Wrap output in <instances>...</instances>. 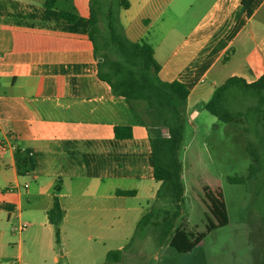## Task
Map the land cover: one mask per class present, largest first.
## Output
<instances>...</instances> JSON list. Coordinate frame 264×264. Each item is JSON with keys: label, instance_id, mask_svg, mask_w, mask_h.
Here are the masks:
<instances>
[{"label": "crops", "instance_id": "1", "mask_svg": "<svg viewBox=\"0 0 264 264\" xmlns=\"http://www.w3.org/2000/svg\"><path fill=\"white\" fill-rule=\"evenodd\" d=\"M121 1L129 3L120 13L127 37L153 47L162 81L189 89V124L230 78L264 75V0L250 17L244 0ZM45 3L0 0V141L17 147L0 149V264H113L107 255L117 250L123 264L160 188L151 137L170 128L150 127L100 80L90 0ZM116 128L133 137L117 139ZM56 195L65 212L60 244L49 220Z\"/></svg>", "mask_w": 264, "mask_h": 264}, {"label": "trees", "instance_id": "2", "mask_svg": "<svg viewBox=\"0 0 264 264\" xmlns=\"http://www.w3.org/2000/svg\"><path fill=\"white\" fill-rule=\"evenodd\" d=\"M255 0H244L248 16L252 15V5ZM56 0H46L48 9L54 8ZM129 8L128 2L121 0H90L89 35L94 45L95 58L98 61L100 80L110 85L115 96L123 97L132 111L141 117L142 110H147L148 103H158L160 106H171L178 115L179 125L170 128L169 136L151 137L152 164L154 178L160 183L156 194V204L168 201L176 211L172 219H164L159 223L160 211L152 208L141 220L138 232L151 225L162 227L168 236V225L180 218L185 199L183 179V163L180 158L184 142V127L182 108L186 104L190 91L181 81L167 83L161 80V66L155 58L153 47L145 42L131 41L121 23L120 13ZM61 19L70 23L78 17L66 12L60 13ZM205 109L218 121L241 129L246 134V150L252 163L247 178H230L235 185H246L248 181L259 183L256 189L257 203L264 215V75L253 83L243 78L233 77L218 86L205 106ZM117 139H131V128H116ZM60 188L56 189L59 194ZM121 195H132L130 192H120ZM217 206L214 214L226 218L223 196L216 195ZM262 206V208H261ZM169 214L168 211H165ZM65 217L58 196L54 207L49 212L50 223L54 226L57 243L60 244L61 224ZM215 229L214 226L208 231ZM205 234L190 232L187 227L177 229L170 245L179 253H190L205 239ZM123 251H111L107 262L118 264L122 261Z\"/></svg>", "mask_w": 264, "mask_h": 264}, {"label": "rangeland", "instance_id": "3", "mask_svg": "<svg viewBox=\"0 0 264 264\" xmlns=\"http://www.w3.org/2000/svg\"><path fill=\"white\" fill-rule=\"evenodd\" d=\"M200 116L190 124L183 120L186 189L180 218L168 225L149 226L136 234L123 264H264V215L258 206L259 183L231 184L230 178H247L252 163L246 150V134L239 128L221 123L202 106ZM141 118L165 133L179 125L171 106L152 102L142 110ZM223 196L226 218L217 217L216 195ZM159 223L172 219L175 207L168 201L157 203ZM262 208V206H261ZM168 211L169 214H166ZM214 226L215 229L208 231ZM205 234L202 243L190 253H179L170 242L179 228Z\"/></svg>", "mask_w": 264, "mask_h": 264}, {"label": "built area", "instance_id": "4", "mask_svg": "<svg viewBox=\"0 0 264 264\" xmlns=\"http://www.w3.org/2000/svg\"><path fill=\"white\" fill-rule=\"evenodd\" d=\"M168 136H169V134L166 137H168ZM0 149H2V150H5V149L16 150L17 147H16L14 141L4 139V140L0 141ZM27 227H28V225L24 224L21 229L24 230ZM11 264H21V262L20 261H14Z\"/></svg>", "mask_w": 264, "mask_h": 264}]
</instances>
